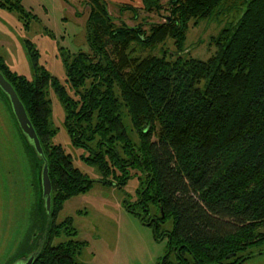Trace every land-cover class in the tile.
Masks as SVG:
<instances>
[{
  "label": "trees",
  "instance_id": "1",
  "mask_svg": "<svg viewBox=\"0 0 264 264\" xmlns=\"http://www.w3.org/2000/svg\"><path fill=\"white\" fill-rule=\"evenodd\" d=\"M226 2L168 0L162 22L130 25L123 19L116 22L108 0H90V51L75 54L67 68L77 98L39 65L31 42L33 78L12 70L0 55V69L15 86L41 138L53 185L45 237L48 215L38 199L42 160L17 132L36 195L32 220L38 230L28 233V251L45 237L33 264H81L76 257L85 243L60 239L75 234L72 218H57L65 201L94 181L75 166L61 143L51 141L57 129L52 126L50 88L66 108L65 124L74 145L90 149L85 160L105 174L122 168L124 178L130 168L140 171L141 203L147 211L152 203L161 211L149 223L158 222L154 226L159 240L169 236L173 245L204 261H220L231 251L264 241V0L243 1L236 20L213 38L217 49L208 59L178 53L184 52L191 22L220 12ZM144 3L149 13H159L164 6L161 0ZM0 4L23 11L21 0ZM119 9L131 10L134 18L140 12L128 3ZM168 37L178 49L170 56L142 47ZM135 45L143 53H136ZM0 100L6 105L1 95ZM4 109L12 118L7 105ZM169 219L172 228L159 236V222Z\"/></svg>",
  "mask_w": 264,
  "mask_h": 264
},
{
  "label": "rangeland",
  "instance_id": "2",
  "mask_svg": "<svg viewBox=\"0 0 264 264\" xmlns=\"http://www.w3.org/2000/svg\"><path fill=\"white\" fill-rule=\"evenodd\" d=\"M108 1L109 12L118 23L121 19L130 25L162 22L169 12L168 0H161L164 6L159 13L147 12L144 0ZM243 1L227 0L220 12L197 23L192 21L184 52L178 51L172 37L161 44L142 47L147 53L161 55L168 51L166 54L170 56L178 51L183 57L208 59L217 49L213 38L236 20ZM123 3L138 7L139 16L134 18L131 10L120 11L119 5ZM21 4L23 11L0 4V55L12 70L33 78L35 69L28 46L31 42L39 65L57 77L70 96L77 98L68 81L67 68L75 54L90 51L87 39L90 0H21ZM144 27L148 29V24ZM135 47L136 53H143L140 45ZM48 97L53 111L52 126L57 129L51 141L61 143L72 155L75 166L94 180L86 191L65 201L57 220L71 217L76 232L69 236L63 234L60 239L73 237L85 243L76 257L81 264L156 263L167 250V239L159 240L154 224H149L161 211L153 203L147 211L141 203L140 171L130 168L124 178L122 168L105 174L96 163L85 160L84 157L91 154L90 149L74 145L65 124L64 104L52 88ZM5 106L0 100V264H9L17 257L18 245L33 222L36 200L34 188L26 176L21 143ZM126 123L131 136L136 138L128 119ZM172 226V219L167 220L159 227V236ZM37 230L35 227L31 234ZM259 249V245L253 247V251ZM252 263L264 264V255L257 256Z\"/></svg>",
  "mask_w": 264,
  "mask_h": 264
},
{
  "label": "water",
  "instance_id": "3",
  "mask_svg": "<svg viewBox=\"0 0 264 264\" xmlns=\"http://www.w3.org/2000/svg\"><path fill=\"white\" fill-rule=\"evenodd\" d=\"M170 19V18H169ZM0 95L4 99L9 111L12 115L14 123L20 133L21 138L26 145H30L34 150L36 156L42 160V165L39 169L38 174V187L39 201H43V205L48 215L45 237L48 231L49 225L52 218V206H53V185L49 173V161L45 153L41 138L39 137L37 130L27 112L24 102L21 100L15 86L13 83L7 79L5 74L0 69ZM45 237L40 240V244L32 252L26 254H20L9 264H33L39 255L43 244L45 242Z\"/></svg>",
  "mask_w": 264,
  "mask_h": 264
},
{
  "label": "flooded vegetation",
  "instance_id": "4",
  "mask_svg": "<svg viewBox=\"0 0 264 264\" xmlns=\"http://www.w3.org/2000/svg\"><path fill=\"white\" fill-rule=\"evenodd\" d=\"M13 127L19 133L14 122H13ZM21 147H22V143H21ZM157 223L158 222H156L155 224ZM159 223L160 225L164 224L162 222ZM30 225L31 227L28 230H26L25 235L23 236L21 242L18 245L17 255L20 254L27 255L28 253H30L28 251V243H30L28 231L30 232L33 229L32 227L33 222ZM169 230L170 229H164V232L167 233ZM165 238L167 239V244H166L167 250L154 264H247L249 262L250 264H255L252 262H254L257 259V256L264 255V248H261V246H264V241H262L259 243L248 245L239 252L231 251L227 253L223 259H220V261H204L203 258H196L195 255L191 253L188 249L186 248L182 249L180 247L173 245L172 239L169 236H164L161 238V240H164ZM257 245H259L260 249L258 251H253V247Z\"/></svg>",
  "mask_w": 264,
  "mask_h": 264
}]
</instances>
